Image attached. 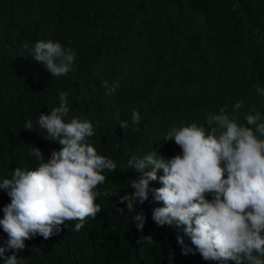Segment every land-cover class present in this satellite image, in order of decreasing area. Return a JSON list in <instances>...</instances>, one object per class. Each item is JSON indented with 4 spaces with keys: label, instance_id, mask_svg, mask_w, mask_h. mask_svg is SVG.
<instances>
[{
    "label": "trees",
    "instance_id": "16d2710c",
    "mask_svg": "<svg viewBox=\"0 0 264 264\" xmlns=\"http://www.w3.org/2000/svg\"><path fill=\"white\" fill-rule=\"evenodd\" d=\"M40 40L71 47L75 71L54 78L26 59L23 45L31 49ZM104 81L119 87L109 95ZM257 88L264 89V0H0V182L17 167L35 170L28 146L45 160L60 149L43 139L46 133L24 129L26 121L35 125L40 113L59 106L60 91L68 93L66 122L90 121L95 135L89 143L117 164L115 172L102 173L107 179L97 188L110 195L97 198L95 220L87 218L79 232L78 221H66L58 235H36L17 258L22 264H220L195 251L183 226L156 225L152 209L163 204L151 193L128 212L119 201L133 191L127 181L138 174L127 162L152 151L165 159L181 154L174 141H164L173 127L207 128L208 114L225 107L231 113L238 101L244 102L237 110L241 125L248 126L246 114L259 113L264 122V95ZM133 109L141 116L138 131ZM120 121L129 127L123 130ZM160 187L159 181L150 184ZM10 202L0 191V219ZM141 211L142 232L133 223ZM147 236L150 245L140 242ZM7 240L0 227V247Z\"/></svg>",
    "mask_w": 264,
    "mask_h": 264
},
{
    "label": "clouds",
    "instance_id": "9594fccd",
    "mask_svg": "<svg viewBox=\"0 0 264 264\" xmlns=\"http://www.w3.org/2000/svg\"><path fill=\"white\" fill-rule=\"evenodd\" d=\"M26 59L39 62L54 78L75 71L76 52L52 40L37 41L31 49L28 44ZM106 92L113 94L118 83H102ZM260 95L264 89L257 88ZM68 93L60 91L59 106L48 114H39L35 125L26 121V131L44 132L46 141L58 143L47 160L41 150L30 148L36 158L35 170L17 167L10 179L0 182V191L10 198L5 206L0 227L7 234L6 247H0L4 264H22L16 253L25 248V241L42 236L45 240L58 235L66 221H78L74 231L79 232L87 218L96 219L101 206L96 203L107 179L104 173L115 172L117 164L102 155L89 143L95 135V126L88 120L73 118L66 122L70 108ZM243 101L235 103L231 113L221 108L219 114H208V127L196 123L173 127L164 141H174L181 154L165 159L155 151L142 158L132 156L127 166L138 174L127 182L133 189L120 198L128 212H136L138 205L149 200V194L162 207L152 209V220L159 227H184L195 251L205 261L226 264H264V122L261 115L246 114L248 127L239 123L237 110ZM141 116L132 111L131 124L139 130ZM124 130L129 122L120 121ZM254 128V130H253ZM163 175H158L160 172ZM225 175L227 178H225ZM159 181L160 188H150ZM211 199H208V196ZM123 211V210H121ZM145 214L133 217L139 231H143ZM152 244L151 236L140 241ZM183 245V239L178 238ZM192 251L190 248L187 252ZM6 252H12L10 256ZM195 254V253H193Z\"/></svg>",
    "mask_w": 264,
    "mask_h": 264
}]
</instances>
